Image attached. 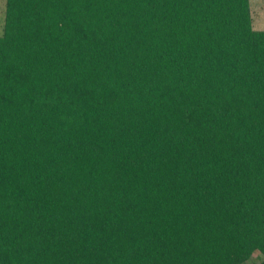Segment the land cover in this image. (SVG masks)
Segmentation results:
<instances>
[{"label": "trees", "instance_id": "1", "mask_svg": "<svg viewBox=\"0 0 264 264\" xmlns=\"http://www.w3.org/2000/svg\"><path fill=\"white\" fill-rule=\"evenodd\" d=\"M264 264V30L250 0H5L0 264Z\"/></svg>", "mask_w": 264, "mask_h": 264}, {"label": "rangeland", "instance_id": "2", "mask_svg": "<svg viewBox=\"0 0 264 264\" xmlns=\"http://www.w3.org/2000/svg\"><path fill=\"white\" fill-rule=\"evenodd\" d=\"M259 0H250V8L252 11L253 29L264 30V6L260 7L257 11L253 9L255 2ZM4 18H5V0H0V36L3 34L4 28ZM255 23V24H254ZM262 255L258 252L254 253L250 261L247 264H258L261 261Z\"/></svg>", "mask_w": 264, "mask_h": 264}, {"label": "crops", "instance_id": "3", "mask_svg": "<svg viewBox=\"0 0 264 264\" xmlns=\"http://www.w3.org/2000/svg\"><path fill=\"white\" fill-rule=\"evenodd\" d=\"M263 7L264 6V0H259V1H256L255 2V5H254V7H253V9H254V11L257 9H259L260 7ZM251 9V8H250ZM256 10V11H257ZM251 16H252V11H251ZM252 20H254L253 18H252ZM255 21H257V19L255 20ZM255 21H253V22H255ZM255 24V23H254Z\"/></svg>", "mask_w": 264, "mask_h": 264}]
</instances>
